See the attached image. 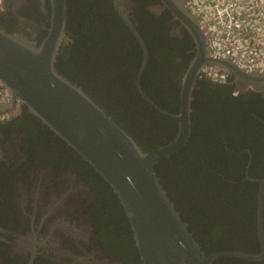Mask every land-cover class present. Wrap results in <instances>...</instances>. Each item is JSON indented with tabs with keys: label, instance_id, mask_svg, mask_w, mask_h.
Here are the masks:
<instances>
[{
	"label": "flooded vegetation",
	"instance_id": "af4514ba",
	"mask_svg": "<svg viewBox=\"0 0 264 264\" xmlns=\"http://www.w3.org/2000/svg\"><path fill=\"white\" fill-rule=\"evenodd\" d=\"M116 5L115 0H66L67 35L60 50L65 57L64 68L72 71L82 67L79 71L85 74L94 66L102 75L95 83L90 81L92 85L88 91L95 90L104 110H107V106L117 116L129 121L128 118L132 116H126L119 96H115L117 91H124L120 89H127L128 84L120 81L115 74L117 71H135L137 61L134 62V59L141 56L133 82L135 93L158 118H170L150 105L136 87L143 48L115 7L133 24L143 40L148 52L143 73L150 63L154 71L156 67L153 65L159 61L164 72L177 80L178 96L180 76L194 55L193 38L161 0H116ZM50 14L49 0H0V27L10 33H22L36 45L47 34ZM150 29H154L155 35L146 38L143 33ZM92 34L106 35L108 40L89 59V67H83L80 63L84 50L80 41ZM171 52L178 54L169 58ZM152 53L155 54L153 59ZM109 73L114 76L112 83L117 87L115 93L109 91L103 76ZM141 78L140 89L154 104L168 113H177L178 110L170 111L155 103L149 92L151 87L146 92L142 88ZM218 84L226 87L223 96L220 92H213ZM153 87L157 85L154 83ZM82 89L89 95L86 89ZM204 89L211 92V97L205 101L200 96ZM193 96L191 118L202 117V120L209 113V118L215 119L210 127L215 125L218 129L215 132L223 140V149L228 159H233L230 172L232 179L223 178L228 184L240 186L242 191L250 188L249 183H256L254 195L257 199L259 185L255 180L264 178V148L252 150L244 145L236 147L235 139L227 141L225 138L233 136L251 145L248 139L252 134H261L264 130V115L259 103L262 101L264 104V90L237 88L233 83L231 86L229 81L214 83L200 74ZM196 99L198 102L193 107ZM199 99L204 102L199 104ZM206 104L208 107L204 110L201 105ZM20 108L21 113L16 118L0 121V264H142L130 224L116 195L111 189L108 190L94 169L61 139L40 123H31L29 119L33 116L30 114H26L30 118L25 120L22 104ZM201 124L208 133L205 117ZM153 125L148 115L144 121L132 127L144 139H149L154 129L160 130V139L154 143L145 142L148 145L146 148L164 145L176 134L175 131L171 138L162 137L163 129L166 130L163 119L159 125ZM204 133L195 129L193 134L191 129L186 144L177 153L165 158L164 172L168 170L167 165L172 166L174 162L173 165L181 169L180 178L185 181L184 170L192 164L190 158L194 151L199 155L200 165L214 172L199 154L200 149L204 150L208 153L207 157L210 156L215 162L210 153L214 143L205 144L208 141L199 136ZM130 135L134 138L133 134ZM190 141H194V147ZM195 146L198 149L193 151ZM242 157L246 158L244 165H241ZM180 192L183 198L182 193L186 192L183 186ZM183 203L187 206L185 201ZM191 231L195 236V231Z\"/></svg>",
	"mask_w": 264,
	"mask_h": 264
},
{
	"label": "water",
	"instance_id": "95a60500",
	"mask_svg": "<svg viewBox=\"0 0 264 264\" xmlns=\"http://www.w3.org/2000/svg\"><path fill=\"white\" fill-rule=\"evenodd\" d=\"M49 1L51 14L47 34L39 45L22 33H10L0 27V89L11 100L0 103V112L10 108L14 100L20 101L26 107V114L33 116L94 169L118 198L142 264H214L221 256L255 262L263 260L264 178L255 180L259 185L256 199L259 252L206 254L188 224L181 219L155 166L177 153L189 139L193 93L205 65H216L227 71L237 88L264 90V75L245 72L228 60L210 57L198 19L184 5L185 0H161L195 44L194 55L180 76L178 111L168 113L140 89L148 52L133 24L115 7L143 48V59L135 80L137 89L157 111L176 121V134L172 140L143 150L78 83L57 69V58L67 35L66 0Z\"/></svg>",
	"mask_w": 264,
	"mask_h": 264
},
{
	"label": "trees",
	"instance_id": "16d2710c",
	"mask_svg": "<svg viewBox=\"0 0 264 264\" xmlns=\"http://www.w3.org/2000/svg\"><path fill=\"white\" fill-rule=\"evenodd\" d=\"M87 15V13H86ZM85 15V16H86ZM79 30V29H78ZM76 30V32H79ZM165 32V31H164ZM163 34V32L161 31ZM146 38H153L155 35L154 29L147 30L143 33ZM109 35V33H108ZM166 36L165 34H163ZM165 39V37H164ZM106 35L97 36V34H92L90 37H83L80 41L83 46V59L80 63L81 66H88L89 59L93 57L97 50L104 44V41L107 42ZM178 54L177 52H171L169 58L173 57V55ZM135 55H138L136 53ZM140 57L138 59H134L135 62V71L130 73L125 72H116V76L120 81H125L127 85V89L123 92L117 91V87L112 83L113 75L103 74V76L107 80V86L109 87L110 92H116L115 96H119L121 105L126 112V116H132L128 118L127 121L124 117L117 116L109 107L106 106V113L112 117V119L122 127L128 134L134 135V140H137L138 145L142 147L143 150H149L151 148H146L148 145L146 143H154L157 142L160 137L159 129H154L151 133L149 139H144L143 136L138 134L133 130L134 124L138 122L144 121L148 115L151 116V120L153 122V127L155 125H159L160 120L163 119L165 122L166 130L163 129L162 137L171 138L174 136V132L176 131V122L168 117L160 116L162 119L157 117V114L150 110L149 108L144 106L142 99L135 93L133 82L136 74V68L139 66L138 62L140 61ZM155 57V54L152 53L151 59ZM64 55L60 53L57 58L56 67L60 73L64 76L68 77L72 81L78 82L86 91L89 93V96L98 104L100 107L105 109V107L101 104L102 102L99 100L97 95L95 94V90H91L89 92L88 88L91 87L90 81L95 83L98 81V78L102 75L100 71L96 70L93 66L86 73H82L79 71L82 69L74 68V70L65 69L63 65ZM150 63L148 68L142 75V88L146 91L148 87H151V97L158 105H161L164 109L170 111L178 110V88L176 87L177 80L175 78L172 79L173 75H169L164 72V67L158 61L157 64L153 66L156 67L153 71ZM91 71V72H90ZM85 76L87 79H85ZM229 84L233 83L232 77L228 79ZM202 81H199V83ZM154 83L157 87H153ZM160 85V86H159ZM163 85V86H161ZM216 90L213 92L215 94L221 93L224 95L225 86L216 85ZM147 92V91H146ZM198 92H196L195 96L197 97ZM166 96V97H165ZM200 96L202 99L207 100L211 97V92H207L205 89L200 92ZM259 98V97H256ZM123 99V100H121ZM202 99H199V104L203 103ZM260 99V98H259ZM258 100V99H257ZM101 102V103H100ZM197 99L193 102V107L197 103ZM262 107L261 113L264 115V104L261 101L259 103ZM205 108L208 105H201ZM151 109V108H150ZM22 115H24V119L28 120L30 117L26 115V107H22ZM260 112V111H259ZM151 113V114H150ZM26 115V116H25ZM207 123L208 133L206 132V127H201V122L204 121ZM203 119L197 118L196 116H192L191 124H192V132L194 134V130L198 129L199 131H205L203 135H199L203 138V140H207L208 143L205 144H213V150L211 149L210 153L215 160H212L210 156L207 157V152L204 150H199V154L204 158L206 165L209 169L214 172H209L204 166H201V160L199 159L198 153H196L198 147L195 146L193 149V154H191V162L188 167L185 168L184 173L187 178L185 181H182L180 175H182L181 169L178 166L167 165V172H164L163 167H165L166 159L159 161L155 166V171L157 176L160 179L161 184L166 190L169 198L174 202L175 207L178 211H180L181 219L184 222L189 223L190 227L188 229L195 231L194 239L199 243L201 249L206 253H214L216 251H242L247 253H258L260 250L259 241L257 238L256 231V183H249L251 186L249 189L241 190V187H236L225 181L223 177L226 179H232L231 177V163L233 159H228L226 155V151L223 149V140L219 138L218 132L216 133L215 125L210 127L215 122V119L209 118L208 116H204ZM33 118V117H32ZM29 119L31 123H39L36 119ZM264 118V116H263ZM216 122H219L218 120ZM222 131H226V129L220 128ZM137 133V135H136ZM255 133L250 137L249 145L247 142L243 143L236 137H228L225 140L229 141L231 139H235L234 146L242 147V145L247 146L254 150L256 147L264 148V130L259 133V136H256ZM146 142V143H145ZM191 142V141H190ZM242 142V143H241ZM201 143H204L202 141ZM144 144V145H143ZM163 144V143H162ZM194 147V141L191 142ZM146 146V147H145ZM187 148V147H186ZM188 149V148H187ZM241 158V165H244L246 158ZM213 164V165H212ZM239 171L242 173V170L238 166ZM238 174V173H236ZM109 191L110 188L104 184ZM181 186H183L186 192L182 193L183 198L181 196ZM183 201L187 203V206H184ZM183 205V207H182ZM263 229H264V212H263ZM214 240L215 243H211V240ZM214 264H264V259L261 261H248L245 259L234 258L229 256H221L218 257L217 260L214 261Z\"/></svg>",
	"mask_w": 264,
	"mask_h": 264
},
{
	"label": "built area",
	"instance_id": "2783aa9c",
	"mask_svg": "<svg viewBox=\"0 0 264 264\" xmlns=\"http://www.w3.org/2000/svg\"><path fill=\"white\" fill-rule=\"evenodd\" d=\"M184 5L197 17L209 48V55L225 59L249 73L264 75V0H185ZM214 83H225L230 75L216 65L201 70ZM10 101L0 89V103ZM19 106L0 113V120L14 117Z\"/></svg>",
	"mask_w": 264,
	"mask_h": 264
},
{
	"label": "clouds",
	"instance_id": "9594fccd",
	"mask_svg": "<svg viewBox=\"0 0 264 264\" xmlns=\"http://www.w3.org/2000/svg\"><path fill=\"white\" fill-rule=\"evenodd\" d=\"M10 101H11V100H10ZM10 101H9V102H10ZM9 102H8V103H9ZM14 103H17V104H18V106H19V111H18V113H17V114H16L14 117H11V118H9V119H6V120H5V119H3V120H0V121H9V120H12V119L16 118L18 115H20V113H21L20 104H21V103H20V101H18V100H17V101H16V100H14V102L12 103V106H13V104H14ZM5 104H6V103H5ZM12 106H11L10 108H7L6 110L2 111L1 113L5 112V111H7V110H9V109H11V108H12ZM22 107H23V105H22Z\"/></svg>",
	"mask_w": 264,
	"mask_h": 264
}]
</instances>
